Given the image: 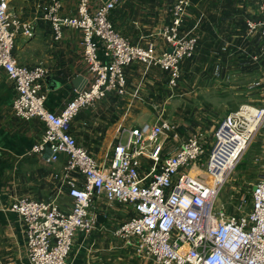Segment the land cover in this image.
<instances>
[{
  "label": "built area",
  "instance_id": "built-area-1",
  "mask_svg": "<svg viewBox=\"0 0 264 264\" xmlns=\"http://www.w3.org/2000/svg\"><path fill=\"white\" fill-rule=\"evenodd\" d=\"M119 2L107 0L92 8L91 0H77L76 13L65 16L61 2L50 0L42 19L50 23L55 40L61 39L64 29L81 33L88 74L83 89L55 113L45 107L47 69L27 68L12 56L17 36L31 39L34 26L21 20L7 0H0V72L14 84L12 114L43 125L29 154L49 151L48 163L57 162L60 155L67 157L63 175L72 201L69 211H62L54 201L19 197L12 202L10 210L24 225L29 264H70L66 259L74 233L88 235L95 229L96 213L91 207L97 198L132 208L114 235L137 258L154 264H264V169L248 200L243 196L236 204V214L214 209L222 185L264 123V107L240 105L218 123L210 144L203 133H191L175 141L176 151L164 158L162 138L178 136L176 125L164 119L123 128L121 135L126 138L122 141L119 136L106 164L99 165L77 145L70 132L73 119L108 94L125 96L127 67L139 63L145 70L157 68L166 75L168 86L175 88L181 64L196 53L197 38L180 35L190 0L173 3L170 21L158 34L170 53L168 49L157 53L152 40L134 44L117 32L110 13ZM246 29L248 35L260 36L264 49V19L247 21ZM72 174L76 177L70 178ZM247 202L248 209L243 210Z\"/></svg>",
  "mask_w": 264,
  "mask_h": 264
},
{
  "label": "crops",
  "instance_id": "crops-1",
  "mask_svg": "<svg viewBox=\"0 0 264 264\" xmlns=\"http://www.w3.org/2000/svg\"><path fill=\"white\" fill-rule=\"evenodd\" d=\"M7 1L21 20L31 22L34 26L31 39L17 36L12 56L17 64L27 68L42 65L47 69V76L51 78L50 86L54 85V89L50 90L44 81L45 107L50 112L58 113L78 90L71 81L76 76H82L83 79L88 77L82 61L81 33L64 29L60 40L53 38L50 23L42 19L50 0ZM59 1L62 4L61 15L71 16L76 13L77 0ZM175 1L120 0L110 13V21L117 32L134 44L145 45L148 41H154L156 52L160 53L168 49V45L157 36L169 23L170 9ZM101 2L91 0L92 8ZM263 19L262 0H190L182 19L180 35L196 37L197 49L192 60L181 64V74L182 65L187 63L184 82L189 83L187 78H191L190 81L195 78L199 82L201 77L210 76L208 80L212 83L213 91L207 90L202 94L210 93V98H215L214 105H210L204 95L196 96L192 106L185 103L184 111L191 114L179 117L174 114L173 117L167 112L172 110L173 98L194 94L201 87L200 84L198 87L192 86L191 82L189 88L192 90L189 93L175 94L176 87L170 88L166 75L157 68L145 70L143 65L133 63L125 69L127 86L130 88L125 97H129V101L137 97L142 81L147 85L142 91L145 95H154L156 98L157 92L154 90L161 88L162 91L164 86L170 91L165 102L153 105L157 118L152 122L167 120L175 124L178 131L177 139L172 136L162 138L165 141L163 158L174 154L178 145L175 141H182L191 133L201 132L205 141H210V134L213 135L218 123L240 106L239 102L230 99L231 96L245 92L240 97L251 99L248 102L252 104H255L252 100L254 97H264L262 40L257 33L248 35L246 29L247 21ZM155 70L161 74L159 82H155ZM237 80H243L244 83L238 84ZM180 87L187 89L186 85L181 84ZM14 97L13 82L0 72V264H29L25 251L24 225L10 210L12 202L19 197L54 201L62 211H69L72 201L68 197L63 175L67 157L60 155L57 162L48 163L46 159L50 156L49 151L40 156L29 154L31 146L43 132V125L36 119L22 121L16 118L11 111ZM123 97L108 94L92 107L79 112L71 123L70 132L77 145L85 149L99 165L110 161L112 147L119 140L121 130L131 128L123 125V115L130 110L129 106H126V110L124 103L120 102ZM206 123L211 124L206 126L209 128L207 132L203 128ZM136 126L139 124L133 127ZM123 136L125 134L121 135L122 141ZM252 141H264V123ZM74 177L75 174L70 176ZM91 211L103 215L104 222L88 235L74 233L67 263L154 264L149 259L137 258L114 235L125 218L132 214L131 207L110 205L104 198H97L92 202Z\"/></svg>",
  "mask_w": 264,
  "mask_h": 264
},
{
  "label": "rangeland",
  "instance_id": "rangeland-1",
  "mask_svg": "<svg viewBox=\"0 0 264 264\" xmlns=\"http://www.w3.org/2000/svg\"><path fill=\"white\" fill-rule=\"evenodd\" d=\"M208 62L211 64V61H208ZM186 64L187 63L182 65V68H183L182 74L184 76L182 77V74H181V78L178 81L177 87L174 89L175 94L176 93H179V94L189 93V91L192 90V88H189L191 82H192V86L197 85L198 87V85L200 84L201 87L199 86V88L195 90L194 94H189V95L187 94V96H183V98H173L172 107H171L172 110L171 112H167L169 116L174 117V114H175V116L179 117V116H185V115L191 114L188 111H184L183 109L185 108L184 104L186 103L187 105L189 104L190 106L194 105L196 102L195 97L199 95H204L205 99L208 101L210 105H214V102H215V98H210L209 96L210 93L202 94V92H206L207 90H209L210 92L213 91L212 83L208 80L210 76L205 75L204 77H201L202 79H200L199 82H196L195 78L193 79L195 82L193 80L190 81L191 78H187L189 80V83L184 82L186 78L185 74L187 72L185 68ZM155 71H156V78H155L156 81L155 82H159L162 79L161 74H159L158 70H155ZM144 82L145 81L141 82L139 92L136 98L131 99V101H129L128 100L129 97H125L126 96L125 95L122 98V100H120V102L124 103L123 105L125 106V109H126V106L130 107V110L128 112L125 111L123 115V125L125 127H133L134 125H137V124H139L140 126L143 123L152 122L153 119L157 118V113L153 110V105L154 104L161 105L170 96V91L167 89L166 86H164L166 88L165 90H163L164 87L162 88V91H160L161 88H157L154 90L155 92H157L156 98L154 95L152 96L150 94L148 95L143 94L142 91L144 88H146L144 86H147ZM237 83L243 84L244 81L237 80ZM181 84L186 85L187 89H182L180 87ZM136 85H138V83H136ZM202 85H205V87L203 88ZM128 90H130V88L128 89V86H127V92ZM244 93L243 92L236 93V95L231 96L230 99L239 102L238 106L242 104L250 103L248 102V100H251V99H247V97H240ZM252 100L255 101V104H252V103L250 104L254 105L255 107H264V97H254ZM213 114H214L213 115L214 118L216 119L217 118L216 114L215 113ZM101 116L103 117V115ZM102 117H100V119ZM189 119H191L190 116H189ZM216 120L219 121L220 119H216ZM207 125L210 126L211 124L206 123L203 126L205 132H207L209 129L208 127H206ZM125 136H123V141L125 140ZM211 136L212 134H210V137ZM212 138L211 140L209 139L210 141H206V142L210 144L212 141ZM263 169H264V141H251L245 153H243L240 160L236 164L235 168L229 174L224 184L222 185L216 197L214 209L219 212L222 211L226 215L236 214L237 213L236 208H235L236 204L238 203L240 198H242L243 196L246 198V200H248L249 198L248 193L250 191V188L256 182L258 176L262 173ZM248 205H249V202L245 203L243 210H247ZM130 216L131 215H129L125 219L127 220Z\"/></svg>",
  "mask_w": 264,
  "mask_h": 264
},
{
  "label": "water",
  "instance_id": "water-1",
  "mask_svg": "<svg viewBox=\"0 0 264 264\" xmlns=\"http://www.w3.org/2000/svg\"><path fill=\"white\" fill-rule=\"evenodd\" d=\"M103 3H105V2H107V0H101ZM168 53H170L171 52V49L169 48L168 50ZM50 77L49 76H47L46 78H45V83L48 85V87H49V89L50 90H53L54 89V85H51L50 86ZM86 79H83V77L82 76H76L72 81H71V83H72V85H73V87L75 88V89H77L78 88V90L77 91H81L82 89H83V87L85 86V84H86ZM84 85H83V84ZM83 86H82V85ZM80 88V89H79ZM103 222H104V217H103V215H101V214H97L96 215V223H95V228H99L100 227V225L101 224H103Z\"/></svg>",
  "mask_w": 264,
  "mask_h": 264
},
{
  "label": "bare ground",
  "instance_id": "bare-ground-1",
  "mask_svg": "<svg viewBox=\"0 0 264 264\" xmlns=\"http://www.w3.org/2000/svg\"><path fill=\"white\" fill-rule=\"evenodd\" d=\"M246 149H247V147L245 148V150H244V152H243V153H245ZM242 155H243V154H242Z\"/></svg>",
  "mask_w": 264,
  "mask_h": 264
},
{
  "label": "trees",
  "instance_id": "trees-1",
  "mask_svg": "<svg viewBox=\"0 0 264 264\" xmlns=\"http://www.w3.org/2000/svg\"><path fill=\"white\" fill-rule=\"evenodd\" d=\"M192 60V59H191Z\"/></svg>",
  "mask_w": 264,
  "mask_h": 264
}]
</instances>
